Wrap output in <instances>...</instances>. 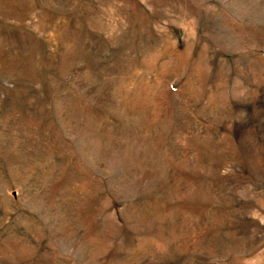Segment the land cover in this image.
Returning <instances> with one entry per match:
<instances>
[{
  "label": "rangeland",
  "instance_id": "374dc122",
  "mask_svg": "<svg viewBox=\"0 0 264 264\" xmlns=\"http://www.w3.org/2000/svg\"><path fill=\"white\" fill-rule=\"evenodd\" d=\"M0 264H264V0H0Z\"/></svg>",
  "mask_w": 264,
  "mask_h": 264
}]
</instances>
